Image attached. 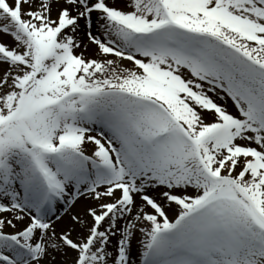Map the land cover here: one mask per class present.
Instances as JSON below:
<instances>
[{"label": "snow or ice", "instance_id": "obj_1", "mask_svg": "<svg viewBox=\"0 0 264 264\" xmlns=\"http://www.w3.org/2000/svg\"><path fill=\"white\" fill-rule=\"evenodd\" d=\"M0 34V264H264V0H0Z\"/></svg>", "mask_w": 264, "mask_h": 264}, {"label": "bare ground", "instance_id": "obj_2", "mask_svg": "<svg viewBox=\"0 0 264 264\" xmlns=\"http://www.w3.org/2000/svg\"><path fill=\"white\" fill-rule=\"evenodd\" d=\"M4 37L7 38L10 41V38L9 37H7L5 35H4ZM89 147H91V145H89ZM81 207H82V204H77L72 209H70V211H72V212H79L80 209H81ZM69 224H70V217L66 215V216L63 217V221H62V223L59 224V227H64V226H67ZM70 254L71 253H69V255Z\"/></svg>", "mask_w": 264, "mask_h": 264}, {"label": "rangeland", "instance_id": "obj_3", "mask_svg": "<svg viewBox=\"0 0 264 264\" xmlns=\"http://www.w3.org/2000/svg\"><path fill=\"white\" fill-rule=\"evenodd\" d=\"M0 41H5V42L10 43V41L7 38H5L4 35H2V34H0ZM219 102L222 104L226 103L229 110L235 111L234 105H233L232 101L230 100V98L227 99L226 101H219ZM71 256H72V253L69 255V260H70Z\"/></svg>", "mask_w": 264, "mask_h": 264}]
</instances>
